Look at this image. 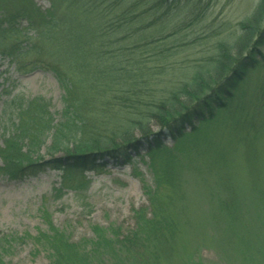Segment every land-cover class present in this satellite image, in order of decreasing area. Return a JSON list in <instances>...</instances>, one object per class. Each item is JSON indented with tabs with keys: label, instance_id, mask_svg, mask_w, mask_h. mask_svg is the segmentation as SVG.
<instances>
[{
	"label": "rangeland",
	"instance_id": "374dc122",
	"mask_svg": "<svg viewBox=\"0 0 264 264\" xmlns=\"http://www.w3.org/2000/svg\"><path fill=\"white\" fill-rule=\"evenodd\" d=\"M33 1L43 13L51 8L50 0ZM0 2L10 11L25 0ZM261 2L178 0L171 3L167 31L155 43L131 47L118 35L103 54L113 58L108 64L115 63L119 71L132 72L133 64L140 63L146 74L143 81L148 83L143 100L149 102L188 81L200 66H208L220 45L234 46L242 34L241 23ZM27 26L26 21L20 23L21 29ZM20 42L25 48L27 43ZM261 50L264 55V45ZM54 58L47 50L22 57L20 64L0 56V146L4 130L13 127L9 116L14 98H43L56 121L61 120L64 89L53 73L37 67L39 61ZM87 103L101 124L103 118L96 110L101 102ZM130 110L123 109L124 113ZM161 141L160 150L152 151L157 143L144 142L137 150H128V162L102 157L95 162L99 169L75 175L74 185L83 178L91 180L90 188L80 195L66 186L60 196L62 173L55 170L20 181L0 175V232L13 237L0 251L4 263L50 264L49 252L36 240L40 233L51 235L50 226L74 244L93 240L94 227L114 228L126 236L136 227L137 211H146L147 218L154 219L146 190L159 184L158 200L167 216L176 217L179 230L176 237L173 232V240L162 237L154 245L155 253L143 252L148 264H264V61L260 59L248 71L226 106L212 118L174 138L162 134ZM43 156L49 159L45 152ZM176 156L181 161L170 164L174 172L169 182L158 181L157 172ZM161 177L165 178L162 171ZM19 237L25 241L18 242Z\"/></svg>",
	"mask_w": 264,
	"mask_h": 264
},
{
	"label": "trees",
	"instance_id": "16d2710c",
	"mask_svg": "<svg viewBox=\"0 0 264 264\" xmlns=\"http://www.w3.org/2000/svg\"><path fill=\"white\" fill-rule=\"evenodd\" d=\"M50 1L51 8L44 13L33 0H25L10 11L0 2V56L20 64L22 57L47 50L55 60L39 61L37 67L53 73L65 92L58 122L45 99H13L9 120L14 123L2 135L0 175L20 181L48 169L61 172L60 196L66 186L78 195L87 191L91 180L83 178L74 185V177L99 169L95 162L102 161V157H122L128 162L127 151L137 150L142 142L157 143L150 148L160 150L162 134L174 138L187 127L193 128L195 123L212 118L216 110L226 106V100L233 96L248 71L260 59L264 61L262 0L241 23L242 34L234 46L220 45L208 66H200L188 81L173 85L163 97L146 102L143 98L148 94V83L143 81L146 74L140 63L133 64L132 72L124 68L119 71L115 63L108 64L113 58L104 56L103 51L110 48V40L118 35L129 41L131 47L155 43V38L167 31L171 3L178 0ZM23 21L28 23L25 29L20 27ZM21 40L27 43L25 48ZM124 77L129 78L125 83ZM92 99L101 102L96 110L104 123H96V113L89 110L87 100ZM128 101L135 103L128 106ZM128 107L131 110L124 113L123 109ZM154 127L158 130L154 131ZM44 152L49 156L47 161ZM177 161H181L178 156L160 174L157 172V180L169 182L174 172L170 164ZM161 171L165 178L161 177ZM158 185L154 190H146L154 219L147 218L146 211H137L136 227L126 236L114 228L94 227L93 240L74 244L63 232L50 226L52 234L40 233L36 240L49 252L50 264H148L143 252L155 253L154 245H159L162 237L167 235L173 240L179 230L176 217L167 216L158 200ZM47 222L51 224L50 220ZM10 238L13 237L0 232V251L13 242ZM20 240L25 241L19 237ZM0 264H5L1 252Z\"/></svg>",
	"mask_w": 264,
	"mask_h": 264
}]
</instances>
